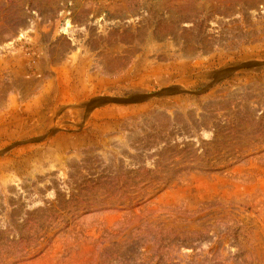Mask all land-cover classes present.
<instances>
[{"label": "rangeland", "instance_id": "374dc122", "mask_svg": "<svg viewBox=\"0 0 264 264\" xmlns=\"http://www.w3.org/2000/svg\"><path fill=\"white\" fill-rule=\"evenodd\" d=\"M0 264H264V0H0Z\"/></svg>", "mask_w": 264, "mask_h": 264}]
</instances>
